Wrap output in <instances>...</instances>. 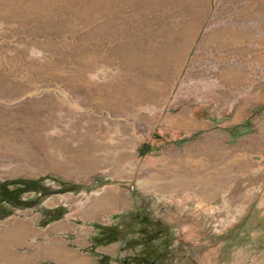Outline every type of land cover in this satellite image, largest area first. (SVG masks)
<instances>
[{
  "label": "rangeland",
  "instance_id": "1",
  "mask_svg": "<svg viewBox=\"0 0 264 264\" xmlns=\"http://www.w3.org/2000/svg\"><path fill=\"white\" fill-rule=\"evenodd\" d=\"M19 179L0 264H129L141 218L158 264H264V0H0Z\"/></svg>",
  "mask_w": 264,
  "mask_h": 264
},
{
  "label": "trees",
  "instance_id": "2",
  "mask_svg": "<svg viewBox=\"0 0 264 264\" xmlns=\"http://www.w3.org/2000/svg\"><path fill=\"white\" fill-rule=\"evenodd\" d=\"M29 185H31L29 181L22 179L0 181V206L9 213V206L23 205L26 200H22L21 194ZM140 221L142 226L137 229L138 236L129 240L130 243H133L135 252L129 256L127 261L129 264H158L169 250L172 239L166 229L160 226L148 229L150 226L148 220L141 218ZM101 233H108L109 241H113L117 239L119 230L116 226H110L102 228Z\"/></svg>",
  "mask_w": 264,
  "mask_h": 264
}]
</instances>
